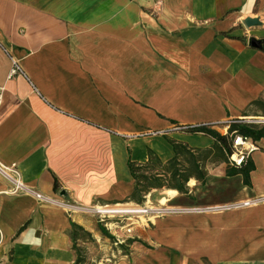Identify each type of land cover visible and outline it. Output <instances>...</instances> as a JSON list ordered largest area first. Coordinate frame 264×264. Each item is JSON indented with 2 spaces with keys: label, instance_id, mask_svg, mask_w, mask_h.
I'll return each mask as SVG.
<instances>
[{
  "label": "crops",
  "instance_id": "0c3cea01",
  "mask_svg": "<svg viewBox=\"0 0 264 264\" xmlns=\"http://www.w3.org/2000/svg\"><path fill=\"white\" fill-rule=\"evenodd\" d=\"M263 49L264 0H0V166L25 185L11 194L0 172V264H78L86 237L105 264H264V137L245 184L211 136L184 128H263ZM10 56L27 76L8 78ZM170 140L211 152L205 183L153 189L146 204L181 211L114 246L85 208L137 205L128 161L167 163Z\"/></svg>",
  "mask_w": 264,
  "mask_h": 264
},
{
  "label": "trees",
  "instance_id": "16d2710c",
  "mask_svg": "<svg viewBox=\"0 0 264 264\" xmlns=\"http://www.w3.org/2000/svg\"><path fill=\"white\" fill-rule=\"evenodd\" d=\"M264 50V49H263ZM256 106H262L260 101L254 103ZM210 124H201L196 126L184 127L186 131L191 133H204L211 136L215 140L214 150L221 153L222 157L229 160L234 153L233 142L235 134L250 137L252 140L264 137V127L257 129L256 126L248 123H231L227 135H221L211 128ZM175 150V157L167 163H162L159 158L149 152V159L145 163H136L131 159L128 161L131 174L135 180L136 188L135 197L139 196L137 204H144L146 196L153 189H176L180 193L187 194V183L191 178H195L201 184H204L208 171L205 163L210 155V151L188 149L183 144L170 140ZM185 155L188 166L185 167L180 158ZM254 169L253 165L247 159L243 164L237 166H229L226 173L228 176L242 174L245 184H249L250 172ZM57 181L55 182V190H57ZM73 228H79L72 224ZM82 229V228H81ZM103 235L108 236L104 228H100Z\"/></svg>",
  "mask_w": 264,
  "mask_h": 264
},
{
  "label": "built area",
  "instance_id": "2783aa9c",
  "mask_svg": "<svg viewBox=\"0 0 264 264\" xmlns=\"http://www.w3.org/2000/svg\"><path fill=\"white\" fill-rule=\"evenodd\" d=\"M11 68L8 78H13L17 75L27 76L23 70L20 62L14 57L10 56ZM5 88L0 86V109L4 101ZM234 153L230 157V162L237 166L243 164L250 156V154L258 149L257 145L252 141L250 137L235 134L233 138ZM235 156V157H234ZM0 172L9 178L14 187L9 191L11 194H19L24 190L25 185L21 180L20 172L16 164L5 167L0 166ZM41 198V195H37ZM249 203H245L248 205ZM126 204H110V205H93L91 208H85L90 211L94 217L111 232L114 237V246L119 247L121 245H127L135 238L134 227L136 225H143L150 223V218L154 220L162 218L166 214L180 212L181 210L172 208L168 205H148L146 202L142 205L137 204L135 206L143 209V214H137L132 212H126L122 209H116L115 207H122Z\"/></svg>",
  "mask_w": 264,
  "mask_h": 264
},
{
  "label": "rangeland",
  "instance_id": "374dc122",
  "mask_svg": "<svg viewBox=\"0 0 264 264\" xmlns=\"http://www.w3.org/2000/svg\"><path fill=\"white\" fill-rule=\"evenodd\" d=\"M247 120H253V121L256 120L257 121V120H263V119L262 118H251V119H247ZM165 204H167V203H165ZM126 205H128V206H126ZM126 205H124V207H120V208H123V209L126 208L128 210L141 208V207L135 206L134 204L128 203ZM149 220L153 221L154 218H150ZM83 241H84L85 245L89 244L88 248H90V249H88V250L85 249L83 247L85 245L82 246L81 242H79L80 247L78 249H80L81 253L79 254L78 264H99V263L105 264L106 258L103 256L104 252L101 248H99V245L95 242V240L93 238L86 237V238H84Z\"/></svg>",
  "mask_w": 264,
  "mask_h": 264
},
{
  "label": "bare ground",
  "instance_id": "6f19581e",
  "mask_svg": "<svg viewBox=\"0 0 264 264\" xmlns=\"http://www.w3.org/2000/svg\"><path fill=\"white\" fill-rule=\"evenodd\" d=\"M235 157V156H234ZM166 194L167 195H174V194H176V192L173 190H167L166 191ZM170 198V197H169ZM164 204H165V202H166V200L165 199H163V201H162ZM164 204H162V205H164ZM126 206H128V205H126ZM122 207H124V206H122ZM116 209H122V210H124V211H126V212H132V213H137V214H143L144 213V211H143V209H141V208H136V209H133V210H128V209H123V208H120V207H115Z\"/></svg>",
  "mask_w": 264,
  "mask_h": 264
},
{
  "label": "water",
  "instance_id": "95a60500",
  "mask_svg": "<svg viewBox=\"0 0 264 264\" xmlns=\"http://www.w3.org/2000/svg\"><path fill=\"white\" fill-rule=\"evenodd\" d=\"M258 23H259V20L258 19L249 18V19L246 20V24H248V26L256 25ZM250 45L252 47H257V41H255L254 39H252L251 42H250Z\"/></svg>",
  "mask_w": 264,
  "mask_h": 264
}]
</instances>
